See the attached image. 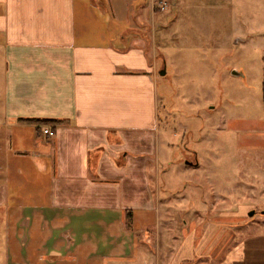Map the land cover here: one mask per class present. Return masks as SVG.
Segmentation results:
<instances>
[{
  "label": "crops",
  "instance_id": "1",
  "mask_svg": "<svg viewBox=\"0 0 264 264\" xmlns=\"http://www.w3.org/2000/svg\"><path fill=\"white\" fill-rule=\"evenodd\" d=\"M128 10L127 0H0L6 261L264 264L261 225H227L242 214L179 228L165 213L148 174L164 156L156 66L117 20Z\"/></svg>",
  "mask_w": 264,
  "mask_h": 264
},
{
  "label": "rangeland",
  "instance_id": "2",
  "mask_svg": "<svg viewBox=\"0 0 264 264\" xmlns=\"http://www.w3.org/2000/svg\"><path fill=\"white\" fill-rule=\"evenodd\" d=\"M128 3L117 20L145 39L156 66L164 160L158 177L153 168L148 174L156 192L160 181L165 213L179 228L193 215L240 213L227 225L264 231V0ZM2 78L0 69V121ZM6 256L0 232V264Z\"/></svg>",
  "mask_w": 264,
  "mask_h": 264
},
{
  "label": "trees",
  "instance_id": "3",
  "mask_svg": "<svg viewBox=\"0 0 264 264\" xmlns=\"http://www.w3.org/2000/svg\"><path fill=\"white\" fill-rule=\"evenodd\" d=\"M26 122H29V123H36V124H39V125H58L60 123H62V121H59V120H40V119H29V120H24Z\"/></svg>",
  "mask_w": 264,
  "mask_h": 264
},
{
  "label": "built area",
  "instance_id": "4",
  "mask_svg": "<svg viewBox=\"0 0 264 264\" xmlns=\"http://www.w3.org/2000/svg\"><path fill=\"white\" fill-rule=\"evenodd\" d=\"M44 134L51 137V136H54L55 133L52 130V128L47 127V128L44 129Z\"/></svg>",
  "mask_w": 264,
  "mask_h": 264
},
{
  "label": "water",
  "instance_id": "5",
  "mask_svg": "<svg viewBox=\"0 0 264 264\" xmlns=\"http://www.w3.org/2000/svg\"><path fill=\"white\" fill-rule=\"evenodd\" d=\"M236 72H234V74H235ZM166 74V70H162L161 72H160V75L161 76H164ZM186 164H189V165H192L191 163H189V162H187ZM263 214H264V212H263ZM255 215V211H251L250 213H249V216L250 217H252V216H254Z\"/></svg>",
  "mask_w": 264,
  "mask_h": 264
}]
</instances>
